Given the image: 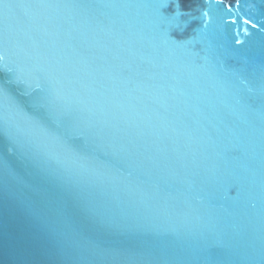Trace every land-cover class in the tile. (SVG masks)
Segmentation results:
<instances>
[{"label":"water","instance_id":"water-1","mask_svg":"<svg viewBox=\"0 0 264 264\" xmlns=\"http://www.w3.org/2000/svg\"><path fill=\"white\" fill-rule=\"evenodd\" d=\"M0 264H264V0H0Z\"/></svg>","mask_w":264,"mask_h":264}]
</instances>
